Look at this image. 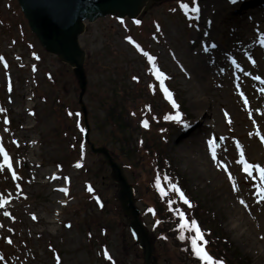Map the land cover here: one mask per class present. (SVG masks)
<instances>
[{"label": "rangeland", "instance_id": "obj_1", "mask_svg": "<svg viewBox=\"0 0 264 264\" xmlns=\"http://www.w3.org/2000/svg\"><path fill=\"white\" fill-rule=\"evenodd\" d=\"M205 1H197L201 8L199 18L191 12L181 16L178 9V3L193 7L192 0H163L153 4L137 20L139 24L126 20L120 25L112 17L86 24L80 43L87 54L88 89L83 101L88 112L90 141L96 147L106 145L114 156L118 155L112 147L120 145L121 138L119 132L112 136L115 126L110 124L105 107L108 103L103 100L113 88L111 83L129 86L137 93L139 87L132 83L130 76L138 75L141 87L159 86V81L150 74L152 65L146 66L147 58L136 55L135 46L129 43L130 37H136L143 45L141 48L156 58L160 71L170 76L166 80L176 91V103H179V96L186 102V112L191 118L184 117V122L194 124L197 118L202 121L189 128L192 133L186 139L180 136L183 127L173 132L163 150L177 170L175 173L183 177L190 196L204 208L205 215L215 220L216 227H211L219 238L216 251L227 258L239 254L242 257H238L239 261L246 264H264V204L256 203L255 189L243 174L242 166L236 163L239 150L233 145L238 142L248 156L249 138H256L258 129L264 135V92L248 84L260 83L253 78L255 76L264 79V47L256 39L264 37V22L260 25L256 20L248 21L251 26L246 30L252 39L251 51L238 45L239 51L234 53L227 50L232 47L227 48L233 44L235 36L231 30L238 17L233 4L225 0L227 3L221 8L210 9L205 15ZM263 1H259L260 6ZM243 12L239 16L249 13L248 7H244ZM260 16L259 21H262V14ZM21 24L25 25L24 29L19 26ZM155 24L159 31L153 29ZM207 26H213L215 33L203 39L206 32L203 29ZM27 27L16 1L0 0V57H3L0 60V109L4 110L0 112V139L12 153L14 167L26 169L24 173L19 172L21 179L17 183L6 169L0 171V194L11 200L6 209H0V256L5 258L0 264H57V256L60 264H112L102 260L100 242L107 243L105 249L114 264H144L142 252L126 227L111 170L88 146L85 155L78 157L77 141L84 136L85 125L81 121L80 92L72 70L45 52ZM202 41L208 49L211 43L215 47L206 52L201 49ZM218 49L223 51V61L228 68L223 76H229V84L207 68L220 58L216 54ZM127 60L131 63L125 65ZM252 60L256 61L255 65ZM153 91L159 94L158 89ZM197 95L212 103V107H204L200 115L192 104ZM146 102L149 103V98L127 102L131 106L132 124L127 115L125 123L136 135L134 144L140 163L132 170L126 169L125 173L135 188L141 220L152 233V217L145 210L154 199L152 164L146 144H140L143 129L139 127L145 122L150 125L153 114L169 108L159 99L154 103L156 109ZM172 111L175 113L174 109ZM5 120L10 123L6 124ZM206 122L210 128L204 124ZM213 138L217 159L221 161L219 165L212 160L208 149L207 142ZM258 140L261 142L258 154L250 159L264 166V144L259 137ZM43 159L46 165L42 166ZM75 161L84 168L74 167ZM54 162L62 163L63 171L59 173L60 170L50 165ZM225 164L227 171L223 170ZM229 172L237 182L238 192L231 188ZM64 188L67 191L61 192ZM89 188L92 193L88 192ZM98 199L105 210L96 206ZM240 199L248 204L247 208L239 203ZM5 210L10 212L9 217L3 215ZM176 217L179 219V215ZM181 223L179 219L178 243L171 234L166 242L154 237L157 264H201L191 250V238L195 233L187 229L181 231ZM104 228L108 236L99 237L98 231ZM181 235L185 239H180ZM9 238L13 240L11 245L7 243ZM219 241L224 244L219 245Z\"/></svg>", "mask_w": 264, "mask_h": 264}, {"label": "water", "instance_id": "obj_2", "mask_svg": "<svg viewBox=\"0 0 264 264\" xmlns=\"http://www.w3.org/2000/svg\"><path fill=\"white\" fill-rule=\"evenodd\" d=\"M30 27L38 36L41 44L48 52L56 54L63 62L74 68L82 95L85 91L86 78L83 64L85 53L80 49L78 37L84 31V21L94 22L108 14L118 18L137 17L142 9L157 0H19ZM81 95V96H82ZM93 151L105 156L112 167V177L119 183L118 193L128 225L139 237L145 251L147 264L151 263L153 245L148 238L144 226L140 223L139 212L134 207L133 192L123 175L121 168L114 164L105 149Z\"/></svg>", "mask_w": 264, "mask_h": 264}, {"label": "snow or ice", "instance_id": "obj_3", "mask_svg": "<svg viewBox=\"0 0 264 264\" xmlns=\"http://www.w3.org/2000/svg\"><path fill=\"white\" fill-rule=\"evenodd\" d=\"M232 4H237L238 0H230ZM193 7H189L188 3H181L180 7L184 10L185 14H188L189 12L196 14L197 18L200 13V7L198 5L197 0H192ZM121 23H124L123 21H120ZM137 24L140 23V21H136ZM157 31H159V26H157ZM129 43H133L131 39H129ZM260 45L264 47V38H260ZM138 51H140L146 58L149 64L152 65V74L155 76L156 80L159 81V90L163 92L164 97L171 103V106L173 109H178L179 105L176 103L173 93L165 87V80L167 77L163 72L159 70V68L156 67V58L154 56L149 55L148 52L144 51L140 48V46L136 45ZM215 47V45H213ZM207 50V49H205ZM38 59V57H37ZM249 59L251 60L252 57L249 56ZM0 60H3V57H0ZM235 64V60L233 61ZM253 65H255L256 61L252 60ZM5 67L7 65L5 64ZM239 67V65H237ZM254 79L260 81L261 84H264V79H261L259 76L253 77ZM9 91H12L11 84L9 85ZM262 92H264V89H261ZM245 103H247V100H245ZM3 109H0V112H3ZM227 116V113H225ZM166 119L175 121L177 123H182V114L180 111H177L175 115H170L166 117ZM5 123L7 124L8 121L5 120ZM229 123L231 121L229 120ZM145 127H148L147 122L144 124ZM183 127L188 128L189 125L187 123L183 124ZM83 130V129H82ZM249 135H252V133H249ZM256 136H258L262 142H264V135H261L259 129L257 130ZM13 143H15L13 141ZM208 147L211 150V158L214 161H217V164H221V161L217 159V149H216V140L215 138L208 140ZM236 148L239 150V159L236 161L239 165L242 166V172L246 174V178L249 180L251 186L253 189H255L253 195L256 197V203L257 204H264V166H262L259 163H251L248 159H246V154L244 151V148L242 145H240L238 142L236 144ZM0 155L3 156V163L0 164V171L2 170H11V176L13 179L19 180L20 177L17 175L16 171L13 170V158L9 155V153L5 150V147L2 143H0ZM81 165L77 164L76 167H80ZM223 170L227 171V165H223ZM164 180L168 182L170 186L171 193H174L176 197L184 204L187 205L189 208L192 207L189 199L185 196V193L175 184L172 183L170 178L167 176L164 177ZM228 180L231 182V188L234 192H238L240 189L237 186V182L234 180L232 174L228 173ZM157 189L160 191L161 196H168L169 192L165 189V187L162 185L160 178H157ZM19 187V185H17ZM60 191L66 192V189H60ZM91 191V189H89ZM11 195V194H9ZM11 200L4 197L3 194H0V209H6V206L10 205ZM175 203V199L169 200L170 206ZM239 203L243 205L245 208L248 207V204L243 200L240 199ZM151 211V210H150ZM180 221L182 223L180 224L181 231L187 229L189 232L195 233V235L191 238V250L193 251L194 255L197 257L198 261L201 262V264H223V261H220L217 258H214L212 255L208 253L206 250V247L204 245L207 244V241L204 240V233L201 231L199 225L195 220L189 221V219L186 217L185 213L180 210H176ZM3 215L5 217L10 216V212L5 210L3 212ZM33 220L36 219V216L33 215ZM2 227V225H0ZM70 227V225H69ZM180 239H185V236L181 235ZM202 242V243H201ZM7 243L11 245L13 243L12 239H8ZM106 257L111 260L110 256H107V253H105ZM5 259L3 256H0V260ZM57 264H60V257H56Z\"/></svg>", "mask_w": 264, "mask_h": 264}, {"label": "bare ground", "instance_id": "obj_4", "mask_svg": "<svg viewBox=\"0 0 264 264\" xmlns=\"http://www.w3.org/2000/svg\"><path fill=\"white\" fill-rule=\"evenodd\" d=\"M224 3H227L225 0H206L205 1V5L203 4V13H208L209 10H213L215 11L217 8H221V6L224 4ZM243 6L240 5V7L238 9H235L234 12L236 13V15H238L237 17V22H235V25L232 27V30H231V33L233 36H235L233 38V44L231 45V43L229 44V46L227 48H230L231 46V49H227L229 51H234V53L236 51H239L238 50V45H244L246 46L247 48L250 49L251 51V37L248 35V31L246 30V27L247 26H251L250 25V22H248L249 20H253V21H257L258 24L262 25L259 21V19H261V16L260 14H262V23L264 22V8H262L260 5H259V2H257L254 7L252 6H249L248 7V12L247 14H242L241 16H239V13H241L243 11ZM243 13H246V11H244ZM253 15H255L253 17ZM253 24V23H252ZM258 29V28H257ZM203 30H206V32L204 33L203 35V39L208 36L209 33L213 32L212 34L214 35L215 33V30H214V27L213 26H207L206 28H204ZM252 33V32H251ZM250 37V38H248ZM260 38L262 37H257L256 39L260 41ZM198 41V40H197ZM236 41H239L237 46L235 44ZM208 43V42H207ZM205 42H201V49H207L206 52L210 51V47L209 49L204 47L205 46ZM197 42L194 43V47L197 48V53H199V49H198V46H197ZM225 49V48H224ZM216 54L220 57L214 64L210 66H207L208 69H212L214 71V74L217 73L219 74L220 76H218L221 80H223V82L229 84L230 83V80H229V76H223V74L226 72V69H227V64L225 63V61H223L224 59V56H223V51H220L219 49L216 51ZM235 55V54H234ZM227 73V72H226ZM223 78V79H222ZM223 84V83H222ZM250 85V88H252V85L251 83H248ZM255 84V83H254ZM256 88V85L253 86ZM224 90L228 91L226 89V87H224ZM198 91V90H197ZM230 91V90H229ZM195 99L192 101V104L195 106L194 108H197V113L198 115H200L203 111V108L204 107H212V103L208 102L206 100V98L204 97H201L199 95L195 96L194 97ZM199 121L201 120H198L197 122H195V124L197 125H200ZM205 124H209L208 122H206ZM193 128V126H191ZM190 135V132H181L180 133V136L181 138L184 137V139H186V136L188 137ZM255 141V143H254ZM235 147H236V144H235ZM246 147L248 148L249 150V156H253L255 155L257 152H258V140L257 138H249V141L247 142L246 144Z\"/></svg>", "mask_w": 264, "mask_h": 264}, {"label": "trees", "instance_id": "obj_5", "mask_svg": "<svg viewBox=\"0 0 264 264\" xmlns=\"http://www.w3.org/2000/svg\"><path fill=\"white\" fill-rule=\"evenodd\" d=\"M115 103H117V100L115 101ZM112 119H113V123L114 126L116 128V131L119 132L121 134V136H125V134L127 133V125L125 123V113H121V112H117V113H113L112 114ZM114 136V134H112ZM124 150V149H122Z\"/></svg>", "mask_w": 264, "mask_h": 264}]
</instances>
